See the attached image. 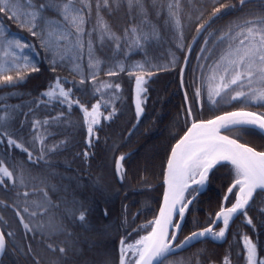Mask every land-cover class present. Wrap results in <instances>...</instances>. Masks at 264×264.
<instances>
[{"label": "snow or ice", "instance_id": "1", "mask_svg": "<svg viewBox=\"0 0 264 264\" xmlns=\"http://www.w3.org/2000/svg\"><path fill=\"white\" fill-rule=\"evenodd\" d=\"M21 2L29 10L22 11ZM156 2L157 0H154L153 7ZM211 2L215 4L218 0H211ZM248 2L249 0H239V10L242 11ZM124 3L127 4L128 15L133 23H130L122 34H117L102 13L107 11L111 14ZM261 7L264 8V5ZM236 8L237 5L233 4H221L220 7L214 8L209 19L197 25V36L203 35L214 19ZM181 11V0H167L165 25L171 32V36L165 41L160 29L148 19L144 0H0V85L15 86L26 79V71H39L32 56L28 54L36 52L37 44L8 31L2 22L4 17L16 21L19 28L30 33L45 53L53 71L56 67H68L73 77H80L77 82L74 78L69 80L67 77L56 76L54 82L38 97L25 103L24 107L27 111H23L20 105L11 107L4 105L0 109V143L6 142L8 149L26 153L27 163L37 164L40 161H46L47 156L59 152L68 144L67 140H60L49 145L47 141L57 134L50 129L70 125L72 122L68 118L69 113L73 105H77L83 113L84 124L87 126L86 145L91 148L93 137L98 140L96 126L101 124L102 119L110 121L116 115L114 103L121 92L119 83L99 80V73L103 71L106 64L110 70L105 75L109 78L116 77L118 72L125 71L130 77L135 76L134 103L137 121H139L144 111L142 105L146 103L147 98L146 78L154 75L152 71H146V69L156 68L158 71H163L168 67L167 63L163 65L155 63L158 57L150 56V51L154 46L164 42H174L178 50L185 47ZM160 14V12L157 13V15ZM202 16L201 12L195 19L200 20ZM197 36L193 37V42L197 41ZM213 36L215 31L205 36L204 45H201V51L197 54L198 60L210 58L201 55L212 51L205 47L210 42L215 46L227 40L228 46L220 59L210 66L207 77L208 100L214 105L238 101L245 105L264 107V15L245 19L238 17L229 21L226 30L222 31L215 41H212ZM187 48L190 53L193 50L192 44H188ZM106 49L111 51V56L107 55ZM97 51L103 54V59L97 56ZM130 53H142L144 58L142 61L127 64L125 60L129 58ZM119 55H123L125 60H117L116 56ZM169 55L171 60L168 63L174 67L177 57L172 52H169ZM85 59L87 60L86 68ZM184 60L185 64L189 63L188 53L184 54ZM197 67L204 69L205 65L201 63ZM5 72H15V76L4 75ZM184 72V67H181V87H185ZM89 79L94 86L91 95L100 96L90 109L79 99H73L77 85H84ZM197 79L200 82L196 84L192 92L193 100L189 101L187 91L184 94L187 105L185 115L191 118V126L173 145L167 159L164 169L163 202L152 220L133 229V232H137L150 227L151 231L140 235L131 243L127 242L126 238H121L119 264H165L169 256H174L177 251L191 247L193 243L201 239L210 238L214 241L225 239L230 224L241 215L244 223L252 226L253 229L256 227L253 218L249 216V210L258 195L264 196V150L257 151L255 147L238 142V139L222 135L221 130L232 127L241 130L251 128L264 134V112L258 113L241 108L217 115L212 119L197 120L193 112V104L200 103L205 94L203 73ZM66 84H71L72 87L66 88ZM234 87L239 90L232 91ZM109 92L111 95H108ZM229 92H232L230 96ZM57 104L66 106L68 111L61 110L52 115L50 109H54ZM109 106H112V111L103 115L101 109L107 110ZM42 109L48 114L41 118ZM21 114L25 117L20 121L21 129L26 124H31L30 138L22 136L20 130L14 128ZM29 117H31L30 120ZM36 152L38 154L34 155ZM90 155L88 151L83 152L85 160ZM7 157V152L0 154V190H3L11 204L0 199V207H11L14 210L25 232L23 239H28V234H31V240L40 236V242H43L44 239H51L53 236L64 233L66 227L63 220L68 219L69 216L75 219L77 211H79L78 219L82 222L86 220L88 209L84 204L77 206V202L72 201L73 206L65 208L66 215L61 218V222H56L54 216L49 215V210L59 205H53L48 191L43 189L37 191L35 181L39 180L53 193L57 190L56 186L46 183L44 178L30 175L24 161L13 158L9 163ZM125 158L126 156L122 154L115 159L116 174L121 180L124 177L122 161ZM228 165L231 166L233 178L224 193L219 210L215 212V217L207 227L192 231L176 243L186 211L190 209V205L206 185L210 172L217 166ZM20 188L26 190L20 192L18 191ZM40 192L43 193L42 196ZM186 192H191V196L187 197ZM233 195L235 200L231 202V206H228ZM32 196L38 198L30 199L29 197ZM259 212L264 216V207H261ZM176 216L179 219H174ZM0 222L7 225L2 215H0ZM221 222L222 226L216 231V226ZM14 235V230L7 233L0 231V255L7 250V237ZM131 235L132 233H129V237ZM240 239L243 243L246 264H264V259L258 257V247L253 239L247 234L242 235ZM61 243L67 244V241ZM46 246L49 250H57L53 243H48ZM12 251L19 252L23 249L13 243ZM58 251L61 257H64L68 249L62 246ZM202 251L199 250L194 255L199 256ZM27 253L34 255L31 242L28 243ZM0 264L3 262L0 261ZM35 264H39V259H35ZM168 264H192V260L180 258L169 261ZM196 264L201 262L197 260ZM221 264H231L230 255H225Z\"/></svg>", "mask_w": 264, "mask_h": 264}, {"label": "trees", "instance_id": "2", "mask_svg": "<svg viewBox=\"0 0 264 264\" xmlns=\"http://www.w3.org/2000/svg\"><path fill=\"white\" fill-rule=\"evenodd\" d=\"M153 2L154 0H144L148 19L160 29L161 35L167 41L171 36V32L165 25L167 0H157L155 7H153ZM221 4H233L237 5V8L228 10L226 14H221L219 18L210 23L203 35L197 36V25L207 21L213 9L220 7ZM262 5H264V0H249L241 11L239 10V0H218V3L215 4L211 0H181L185 47L178 50L174 42H164L159 46H154L150 51V56L158 57L154 61L155 63L161 65L167 63L168 67L163 71H158L156 68L146 69V71H152L154 75L151 78H146L147 98L146 103L142 105L144 111L139 121H137L135 103L133 102L135 76L130 77L125 71L118 72L116 77L109 78L105 75L110 70L108 64L99 73V80L119 83L121 92L114 103L117 110L116 115L110 121L102 119L101 124L96 126L98 140L93 137L91 148L86 145L87 126L84 124L83 113L77 105H73L69 113L68 118L72 122L70 125H61L58 128L50 129L57 134L47 141L49 145L60 140H67L68 144L59 152L47 156L46 161H40L37 164L27 163L26 153L8 149L6 142L0 143V154L7 152L9 163L13 158L17 161L22 160L30 175L44 178L46 183L56 186L57 190L53 193L39 180L35 181L36 190L48 191L53 205H59V207H52L49 210V215L54 216L56 222H61V218L66 215L65 208L73 206L72 201H76L77 206L82 203L88 209L85 221L82 222L78 219L79 211H77L75 219L69 216L68 219L63 220L66 227L64 233L40 242V236L31 240V234H28V239H23L25 232L19 219L15 216L14 210L11 207H0V215L7 221V225L0 222L1 231L5 233L15 231L13 237H7L8 247L0 261L3 264H35V259H39V264H53V262H57V264H119L121 238H126L127 242L134 241L140 235L151 230L149 227L144 231L133 232V229H137L139 225L152 220L158 212L163 193L164 169L170 149L191 122V118H187L185 115L187 105L184 94L187 91L189 101L193 100L192 92L196 84L200 82L197 78L203 73L205 94L200 103L193 104L196 119H210L239 108L264 112V107L245 105L238 101L221 102L214 105L208 100L209 81L207 77L210 66L214 65L227 49V40L224 43L215 44V46L212 42L205 45L212 51L201 55L210 58L207 60L197 59V54L200 53L201 45H204L205 36L209 32L215 31V36L212 37V41H215L221 32L226 30L229 21L238 17L245 19L264 15ZM161 7H163V12H161ZM20 8L22 11L29 10L23 2H21ZM158 12L161 14L157 15ZM201 12L203 13L202 18L196 20L195 17L199 16ZM102 14L117 34H122L123 30L133 23L128 15L126 3L111 14H108L107 11ZM2 22L11 33L37 44L36 52L28 54L32 56L39 71H26V79L15 86L0 85V109L4 105L9 107L20 105L23 111H27V108L24 107L25 103L38 97L54 82L56 76L67 77L69 80L74 78L77 82L79 81L80 77H73L68 67H56L53 71L45 53L39 48L38 42L26 30L19 28L16 21L4 17ZM194 36H197L196 42H193ZM190 43L193 50L189 53L187 45ZM105 52L108 56L112 55L109 49H106ZM169 52L174 53L177 57L174 67L168 63L171 60ZM185 53L189 54V63L184 66L185 87H181L180 68ZM97 56L103 59V54L100 51H97ZM143 58L142 53H130L127 60L123 55L116 56L117 60H125L127 64L142 61ZM84 63L86 68V59ZM201 63L205 65L204 69L197 67ZM4 75L15 76V72H5ZM65 87H72V85L66 84ZM93 87L90 79L84 85H77V88L74 89L73 99H79L90 109L91 105L100 99L99 95H91ZM236 90L239 89L235 87L232 89V91ZM231 94L232 92L228 93L229 96ZM108 95L111 93L109 92ZM142 98H144L143 94ZM50 110L52 115L61 110L68 111L66 106L58 104ZM111 111L112 106H109L107 110L103 109V113L106 115ZM47 114V111L41 110V118ZM24 119L25 117L21 114L16 120L14 128L20 130L22 136L30 138L31 124L28 123L21 129L20 121ZM30 119L31 117H29ZM130 131L131 135H129ZM224 132L251 147H255L257 151L264 150V136L254 129L241 130L235 127ZM85 151L91 153L87 160L83 156ZM37 154L38 152L34 153V155ZM122 154L126 156L122 161L123 180L119 179L115 173V159ZM50 173L51 175H49ZM232 178L230 165L217 166L210 172L206 187L190 205V209L186 211L177 241L192 231L200 230L211 223L215 212L220 208L222 198ZM25 190L24 188L18 189L20 192ZM27 190L31 191L32 189ZM42 194L40 192L41 196ZM186 196L190 197L191 192H187ZM29 198L37 199L38 197ZM0 199L11 204L3 190H0ZM234 200L235 196L233 195L228 206ZM261 207H264V196L258 195L249 210V216L253 218V223L256 226L255 229L244 223L242 215L238 216L230 224L226 238L222 242H214L205 238L191 247L177 252L174 256H169L165 264L180 258H191L192 264H196L197 260L201 264H221L225 255H230L231 264H246L243 243L240 239L244 234L253 239L258 247V257L264 259V216L259 212ZM105 213L107 214L105 215ZM129 233H132L130 237ZM62 241H67V244H62ZM29 242L34 249V255L27 253ZM13 243L23 251L13 252ZM48 243H53L57 250H49L46 246ZM62 246L68 249L64 257H61L58 251ZM199 250H203L202 254L194 255Z\"/></svg>", "mask_w": 264, "mask_h": 264}, {"label": "water", "instance_id": "3", "mask_svg": "<svg viewBox=\"0 0 264 264\" xmlns=\"http://www.w3.org/2000/svg\"><path fill=\"white\" fill-rule=\"evenodd\" d=\"M185 66V60L183 61V64H182V67H184ZM134 102V101H133ZM237 110H240V109H236V110H232V111H237ZM245 110H247V111H252V110H249V109H245ZM228 112H231V111H228ZM255 112V111H254ZM225 113V112H224ZM223 113H221V114H219V115H222ZM217 116V115H216ZM215 117V116H214ZM214 117H212V118H214ZM212 118H210V119H212ZM198 120H208V119H198ZM191 126V123L188 125V127H190ZM187 127V128H188ZM187 128H186V130L185 131H187ZM232 128H235V127H232ZM230 129V128H229ZM226 130V129H225ZM254 130H256V129H254ZM184 131V132H185ZM256 131H258L259 132V130H256ZM260 133V132H259ZM184 134V133H183ZM183 134L181 135V136H183ZM221 134L222 135H226V136H229L230 138H233V139H236V138H234V137H232V136H230V135H228V134H226V133H224V130H221ZM263 136H264V134H262ZM180 136V137H181ZM180 139V138H179ZM178 139V140H179ZM177 142V141H176ZM175 142V143H176ZM238 142H240V143H243L242 141H240V140H238ZM175 143L173 144V145H175ZM246 144V143H245ZM173 145H172V147H173ZM248 145V144H247ZM248 146H250V145H248ZM172 147H171V149H172ZM251 147V146H250ZM171 149H170V152H169V155H170V153H171ZM169 155H168V157H169ZM119 157V156H118ZM168 159V158H167ZM224 163H227V162H224ZM166 164H167V162H166ZM165 167H166V165H165ZM115 173H116V166H115ZM117 175V174H116ZM117 177L120 179V177L117 175ZM207 183V182H206ZM206 187V185L202 188V190L204 189ZM164 189H165V185H164V177H163V193H164ZM201 190V191H202ZM200 191V192H201ZM163 193H162V198H161V202H160V205H161V203L163 202ZM231 206V205H230ZM160 207V206H159ZM158 211H159V209H158ZM158 213V212H157ZM214 217H215V215H214ZM213 217V218H214ZM174 219H179V217L178 216H176V217H174ZM221 226H222V222H221ZM0 231H1V228H0ZM198 231V230H197ZM227 234V233H226ZM189 235V234H188ZM187 236V235H186ZM184 238H182L181 240H183ZM207 239H210V238H207ZM180 240V241H181ZM201 240H203V239H201ZM200 240V241H201ZM210 240H212V239H210ZM224 240V239H223ZM223 240H220V241H214V240H212V241H214V242H222ZM179 241V242H180ZM179 242H177L176 241V243H179ZM199 242V241H198ZM198 242H195V243H198ZM195 243H193V244H195ZM192 244V245H193ZM120 247H121V245H120ZM120 247H119V255H120ZM186 249V248H185ZM177 252H180V251H177ZM3 255V254H2ZM2 255H0V259H1V257H2Z\"/></svg>", "mask_w": 264, "mask_h": 264}, {"label": "rangeland", "instance_id": "4", "mask_svg": "<svg viewBox=\"0 0 264 264\" xmlns=\"http://www.w3.org/2000/svg\"><path fill=\"white\" fill-rule=\"evenodd\" d=\"M86 65H87V60H86ZM133 94H134V99H135V88H134V93H133ZM101 112H102L103 115H106V114L103 113V108L101 109ZM87 139H88V133H87ZM87 139H86V140H87ZM216 231H218V230H216ZM137 239H138V238H137ZM134 241H135V240H134ZM128 242L131 243V242H133V241H128Z\"/></svg>", "mask_w": 264, "mask_h": 264}]
</instances>
